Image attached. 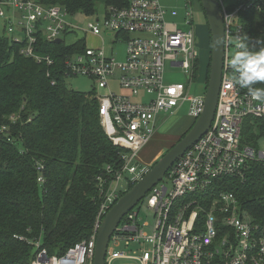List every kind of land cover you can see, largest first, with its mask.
Listing matches in <instances>:
<instances>
[{
	"label": "built area",
	"instance_id": "built-area-1",
	"mask_svg": "<svg viewBox=\"0 0 264 264\" xmlns=\"http://www.w3.org/2000/svg\"><path fill=\"white\" fill-rule=\"evenodd\" d=\"M255 2L243 0L234 10L223 5L227 40L243 36L244 28L237 20L239 12ZM182 3L181 23L173 20L179 11L160 0L108 5L103 10V29L112 35L109 43L97 19L88 23L86 34L98 42L89 46L82 38V48L75 47L63 55L67 79H92L101 123L121 149V164L107 165L109 177H98L101 198L91 236L69 246L61 255L49 254L40 237L32 243L37 253L31 264H94L102 219L130 184L146 172L139 152L156 134L162 115L173 114L186 101L191 102L189 114L195 118L203 111L205 95L187 94L199 51L193 0ZM70 15L61 5L43 0H0V17L8 37L20 45L21 55L45 64L48 76L57 60L51 53L40 52V40L57 43L61 38L69 47L64 35L78 28L68 18ZM183 23L190 28L183 29ZM17 31L20 37L15 36ZM232 47L226 46L223 80L211 127L141 202H146L156 218L153 235L145 232L146 225L140 222L136 206L112 235L106 264L118 260L135 264H264V212L252 213L234 188L248 183L253 165H264V148L260 146L264 139V101L253 99L235 82L227 67ZM109 49L114 53L108 54ZM169 64L188 75V81L169 80ZM112 80H118L121 93L111 88ZM254 119L262 123L256 124ZM247 121L254 125L258 137L245 138ZM44 169L38 161L39 182L45 181ZM130 175L135 178L130 180ZM121 246L123 250L118 249Z\"/></svg>",
	"mask_w": 264,
	"mask_h": 264
},
{
	"label": "trees",
	"instance_id": "trees-1",
	"mask_svg": "<svg viewBox=\"0 0 264 264\" xmlns=\"http://www.w3.org/2000/svg\"><path fill=\"white\" fill-rule=\"evenodd\" d=\"M129 1L43 0L73 15H95L101 6ZM237 20L243 35L264 37V0L240 10ZM82 46L81 40L69 47L40 40V52L57 60L48 76L45 64L21 55L20 45L0 36V264H31L37 253L32 243L40 237L48 253L58 255L89 238L99 212L98 177H109L107 165L121 164V149L101 123L95 91L73 89L64 74L63 55ZM195 67L194 78L198 60ZM255 87L264 88V82ZM253 126L246 122L245 138L260 135ZM38 161L45 166L44 182L38 181ZM239 184L234 188L250 211L264 212V165H253L248 183Z\"/></svg>",
	"mask_w": 264,
	"mask_h": 264
},
{
	"label": "water",
	"instance_id": "water-1",
	"mask_svg": "<svg viewBox=\"0 0 264 264\" xmlns=\"http://www.w3.org/2000/svg\"><path fill=\"white\" fill-rule=\"evenodd\" d=\"M206 13L211 34L209 78L204 98V108L191 129L161 156L133 186L126 191L103 217L97 234L94 264H106L110 239L124 216L138 206L181 158L211 127L215 117L225 68L226 47L218 48L217 36L226 37V26L221 0H200ZM57 43H61L59 38Z\"/></svg>",
	"mask_w": 264,
	"mask_h": 264
},
{
	"label": "rangeland",
	"instance_id": "rangeland-1",
	"mask_svg": "<svg viewBox=\"0 0 264 264\" xmlns=\"http://www.w3.org/2000/svg\"><path fill=\"white\" fill-rule=\"evenodd\" d=\"M165 2L167 0H160V2ZM223 5L225 7H231L234 5H237L239 0H221ZM169 4V5H168ZM168 6L170 8H176L179 11V16L173 18V20L182 22V13H183V3L182 0H168ZM172 6V7H171ZM104 9H106V6H101L99 9V13L96 15H86L84 13H77L74 15H70L68 18L75 24L78 25V28L68 34L64 35V40L67 43V45H77L82 38H86L87 44L89 46H94L95 43L98 42V39H95L89 35L86 34V29L88 26V23L90 21H96L97 19L99 20V25L102 27L103 31V36L106 39L107 44L109 43L110 39L112 38V35L110 33H107L103 29V24L105 20V14H104ZM197 37H198V51H199V57H198V62H199V69L196 73V77L192 79V82L187 83L188 88H187V94L188 96H194V97H199L203 96L206 94L207 90V83H208V78H209V67H210V58H211V34L209 30V26L207 23V17L206 13L202 7V4L200 0H194V22H193ZM181 27L183 29H189L190 26L188 24H181ZM0 36H5L7 37L8 34L5 29V21L2 17H0ZM15 36H21L19 32L17 31ZM235 41V39H234ZM122 48V46H119ZM117 49V47H116ZM235 49L232 47L230 50V55ZM112 51L114 53V49L108 50V54H112ZM117 53V51H116ZM168 73H170L169 80L176 82V81H188L189 77L188 75H184L181 73V69L177 67H172L170 64L167 67ZM68 85H70L73 89L77 91H82V92H92L94 90V84L91 78L86 77V76H75V77H70L67 79ZM111 88L118 93H121L123 90L119 86L118 80H112L111 81ZM103 92V91H101ZM124 93H130V91L125 90ZM143 96V93L141 94V98ZM190 101H186L184 103H181L180 106L175 110L173 114H163L162 115V120L158 124L159 128L161 127L160 125L163 124L165 119H170L174 118L173 120H176L177 122L181 121H187L189 117V109H190ZM191 121V120H190ZM194 123L188 125L187 129H183L182 136L181 138L191 129ZM157 126V127H158ZM180 138V139H181ZM260 146L264 148V139L260 141ZM145 148V147H144ZM146 149L148 147L146 146ZM146 149H142L139 152V157L143 159L142 155H144V152ZM168 150V149H167ZM143 161H145L143 159ZM157 161V160H156ZM156 161L151 162L148 168H145V170H149ZM144 174V173H143ZM142 174V175H143ZM141 175V176H142ZM135 178L134 175H130V180H133ZM130 189V186L127 188L126 191ZM124 191V192H126ZM136 209H140V214H139V220L141 223L145 224V232L150 236L153 235L154 233V228L156 225V218L154 217L152 211H150L146 205V202H143L139 204ZM149 246V245H148ZM119 250H123L124 246L118 247ZM114 264H135L132 261H126V260H118Z\"/></svg>",
	"mask_w": 264,
	"mask_h": 264
},
{
	"label": "clouds",
	"instance_id": "clouds-1",
	"mask_svg": "<svg viewBox=\"0 0 264 264\" xmlns=\"http://www.w3.org/2000/svg\"><path fill=\"white\" fill-rule=\"evenodd\" d=\"M215 44L218 48H225L229 44L234 47L227 67L235 82L247 89L253 99L264 101V88L255 87L257 83L264 82V37L252 40L245 34L238 35L236 41H230L225 36H217Z\"/></svg>",
	"mask_w": 264,
	"mask_h": 264
},
{
	"label": "crops",
	"instance_id": "crops-1",
	"mask_svg": "<svg viewBox=\"0 0 264 264\" xmlns=\"http://www.w3.org/2000/svg\"><path fill=\"white\" fill-rule=\"evenodd\" d=\"M161 3L169 7L168 0L165 2L161 1ZM193 4H194V0H193ZM189 117L190 118L186 122L185 121L177 122L176 120H173L174 118H170V119H165L163 124L160 125L161 126L160 128L157 125L158 127L156 134L154 135L152 140L146 145L148 149H146V146L145 148H143V150L146 149L144 155H142L145 161H143V159H141L140 157L144 169L148 168L151 162L153 161L155 162L156 160H158L171 147H173L174 144L179 142L178 140H180L182 136L183 129L184 130L187 129L188 125L195 123L196 121V118L194 116L189 114ZM160 121L158 122V124L160 123Z\"/></svg>",
	"mask_w": 264,
	"mask_h": 264
}]
</instances>
